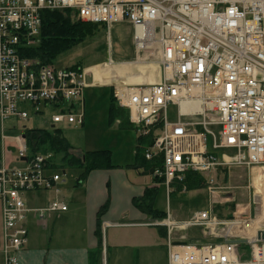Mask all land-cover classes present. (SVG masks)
<instances>
[{"label": "built area", "instance_id": "1", "mask_svg": "<svg viewBox=\"0 0 264 264\" xmlns=\"http://www.w3.org/2000/svg\"><path fill=\"white\" fill-rule=\"evenodd\" d=\"M47 10L73 11L81 21L103 26L109 36L114 23L129 22L138 54L134 64L161 68L159 83H123L114 87V97L138 137L156 136L145 152L149 161L162 160L152 173L155 183L170 192L187 174L207 175V210L188 220L168 214L147 224L166 230L168 264H245L241 245L232 241L246 239L251 219L218 217L215 207L234 199L218 196L224 190L214 173L264 168V0H0L2 121H26L31 110L41 115L51 107L55 126L84 124L80 107L87 70L41 65L23 56L39 44ZM170 107L177 108L175 122L169 121ZM26 155L20 148V157ZM48 167L47 158L38 155L25 168L0 170L4 264H18L30 212L44 220L48 213L68 210L59 200L46 208L26 206L28 192H58L62 177L49 175ZM193 230L201 231L200 239L193 238ZM260 243L257 236L249 240L254 254Z\"/></svg>", "mask_w": 264, "mask_h": 264}, {"label": "crops", "instance_id": "2", "mask_svg": "<svg viewBox=\"0 0 264 264\" xmlns=\"http://www.w3.org/2000/svg\"><path fill=\"white\" fill-rule=\"evenodd\" d=\"M81 68L88 72L87 83L89 87H111L112 95L115 86L126 83L129 80L128 78H126L127 80L125 78L121 79L118 75H111L112 79L108 82H99L95 80L94 73L91 71L92 67L84 68L81 66ZM140 69L141 76L143 77V82L141 83L156 84L162 80V71L159 66L145 64ZM89 97V95L86 96L85 90L81 104L82 107H80L84 113V124L86 109L89 107ZM111 105L112 103L110 104V111ZM25 108L28 111L31 110L29 106H25ZM121 110H124L127 116H123L124 118H122V114L119 113L117 117L112 119L121 121L125 128L135 129L134 125L130 122L128 112L125 109ZM54 111L56 110L49 107L43 114L37 115L32 113L31 110V116L36 123H39L46 116L47 112L50 113L49 125L45 127H24L20 124L22 120L16 118L5 121L0 120V170L22 169L28 165L29 161L26 159V156L20 157V148L27 150L26 137L23 139L25 131L27 129L59 128L51 120ZM19 126H21V131H19ZM69 127L72 128V126ZM137 145L134 154L135 159L137 157ZM48 166L47 173L53 175L50 171L52 168L57 167L50 166L49 164ZM112 166L109 169L94 170L84 179H81L82 170L78 169L80 171L78 187L69 196H60L61 190L59 184L63 181L56 186L58 192L56 189H51L54 194L47 195L45 191L49 190L24 194L25 203L29 209L46 208L51 202L59 200L67 204L68 210L65 212L48 213L44 220L39 218L34 211L28 214L26 221L29 232L28 241L18 254V264H151L153 250L157 252L159 250L160 252L167 246L166 230L164 228L148 226L147 224L155 219L137 208L134 201L143 198L148 190L155 189L158 191L160 185L164 186L165 184L155 183L152 175L146 172L143 166L136 164V162L125 166L112 163ZM228 169L219 168L214 173L216 183L218 178L222 179L223 182L229 181L231 183L232 176L235 174H232ZM237 169L233 173H242V169L248 170L244 167H238ZM238 175L242 181L240 182L241 186L239 190L236 188L235 195L243 199L242 201L251 202L250 204L252 205L255 195L253 194L254 196L250 197L247 188L253 182L256 174ZM200 177L205 181L207 180V175L205 174H200ZM230 183L223 185L224 187L228 185V187L226 186L227 188L234 189V185L237 182L233 181V183ZM247 183L249 184L248 186ZM183 184L174 182L171 187L172 190L168 194H171L172 191H177V188ZM191 192L196 193L198 196L203 192L206 194L207 204L205 208L195 209L183 218L173 214L170 208H168L167 212L158 210L155 207V202L154 208L158 212L165 213L166 216L170 214L175 220H187L193 213L205 211L209 208V193L206 188L193 189ZM222 207L219 205L215 207L214 211L217 215L219 210H222ZM218 216L222 219H231L228 217L229 214L224 218L220 215ZM191 235H193V238L200 239L201 231L193 230ZM248 245L242 244L239 249L243 262L245 264H264V260H256L251 247L252 261L248 262L244 260L242 250L247 248ZM3 247L4 226L0 202V264L5 263ZM159 258L161 260L160 264H168V256L165 253H159V256L156 258L158 262Z\"/></svg>", "mask_w": 264, "mask_h": 264}, {"label": "rangeland", "instance_id": "3", "mask_svg": "<svg viewBox=\"0 0 264 264\" xmlns=\"http://www.w3.org/2000/svg\"><path fill=\"white\" fill-rule=\"evenodd\" d=\"M133 31L132 25L127 21L114 23L110 28V36L105 28H99L96 30L93 37L86 39L80 45L73 48L69 53L59 58L56 61L55 66L58 68H68L79 64L84 68L96 66L105 67L109 61L112 60L115 63L119 62L117 63L118 66L113 69L112 73H110L112 76L118 75L121 79H131L140 75L142 74L140 71V67L142 65L133 66L135 59L138 57L133 41ZM122 63H127L129 66H121L120 64ZM111 93V87L88 86L86 88V96L89 95L90 97L89 107L86 109L84 126H72L71 128L64 124L59 125L58 127L63 130L64 137L74 147L76 155L80 156L81 153L87 151H109L113 164L125 166L136 162L134 154L136 152L138 132L136 128H125L123 123H121L118 119H112L110 111V104L112 102ZM50 113L52 112L50 111ZM50 113L47 112L46 116L41 119L39 123H36L31 116L27 121H22L20 124L24 127L48 126ZM121 114L122 118L127 116V113L124 110H121ZM168 117L170 122H175L177 120L178 115L176 107H170ZM21 126H19V131H21ZM44 156L47 158L48 164L53 166L51 160L52 156L49 154ZM237 168L238 167H231L228 169V171L230 170L232 174H235L232 176L231 180V183H233V181L237 182L234 185V189H229L230 187L227 188L228 185H226L227 187H224L225 184H229L230 182H223L222 179L217 177V186L224 190L221 191L218 196L221 198L229 197L234 199L231 201L227 198L229 199L227 202L223 203V205H219L223 207L222 210H219L218 215L224 218L229 214L228 217L231 219L239 216H241V218H250L251 223L248 230L249 233L247 234V237H245V240H251V238L257 236L256 232L258 229L264 226V213L262 216L259 211L260 203H264V178L262 179V176L264 175V168L254 167L252 168L253 170L242 169V173H233L234 170H238ZM50 173H57L62 177L63 182L59 184L61 190L60 196H69L74 192L75 188L78 187L77 184L80 174L78 169L66 168L62 164L57 168H52ZM238 174H256L253 182H251V185L248 187L249 189L247 188V192L250 197L255 195L253 197L252 205L250 204L251 202L242 201L243 199L239 198L238 195H235V191L239 190V187L241 186L240 182L242 181ZM256 180L258 185H255ZM202 182V188H206L207 190V182L204 179ZM248 185L249 184L247 183V186ZM45 192L47 195L54 194L53 190ZM206 199V194L204 192L198 196L196 193L191 192L189 187L184 184L179 186L177 191H172L171 194H168L166 185H160L155 198V207L163 212H167L168 208H170L173 214L183 218L195 209L205 208L207 204ZM259 216L263 217L262 220H259ZM189 218H187V220ZM259 247L262 249L264 247V242H261ZM159 253H165V255L168 256V247H164L160 252L159 250L158 252L153 250L151 255V264L161 263L160 258L159 262L156 260ZM242 254L244 260H247L248 262L252 261L250 245L242 250Z\"/></svg>", "mask_w": 264, "mask_h": 264}, {"label": "trees", "instance_id": "4", "mask_svg": "<svg viewBox=\"0 0 264 264\" xmlns=\"http://www.w3.org/2000/svg\"><path fill=\"white\" fill-rule=\"evenodd\" d=\"M104 28L98 24L81 21L77 14L70 10L43 11L42 28L39 36V44L36 47L23 51L26 58L37 60L41 65H54L56 61L80 45L86 39L93 37L96 30ZM81 67L79 64L73 68ZM111 117L114 119L121 113L114 93L112 95ZM27 155L31 161L38 155H51L53 167L64 165L66 168L82 170L81 179L86 178L97 169L112 168V157L109 151L85 152L76 155L73 146L64 137L63 131L57 127L51 129H27L25 131ZM154 132L147 137L137 139L136 164L143 166L145 171L152 175L154 169L162 165L161 159L149 161L145 158V152L155 141ZM142 162V163H141ZM200 174L190 173L186 175L184 185L189 190L202 188L203 182ZM157 190H148L145 196L134 201L137 208L151 215L154 219H164L165 213L158 212L154 208Z\"/></svg>", "mask_w": 264, "mask_h": 264}, {"label": "bare ground", "instance_id": "5", "mask_svg": "<svg viewBox=\"0 0 264 264\" xmlns=\"http://www.w3.org/2000/svg\"><path fill=\"white\" fill-rule=\"evenodd\" d=\"M120 65L121 66H129L127 63H122ZM117 66H118L117 64H112V63L109 62L105 67H103V66L92 67L91 68V71L94 73L95 80H97L99 82L100 81L108 82L109 80L112 79L110 72H112L113 69H115ZM133 66H135V64H133ZM142 78L143 77L140 74V75H137V76L129 79L124 84H136V83H140V82H143V79ZM263 178H264V175L262 176V179ZM255 185H258L257 180L255 181ZM259 211H260V215L262 214V216H263V213H264V203H262V202L260 203ZM262 218L263 217H260L259 216V220H262ZM255 258H256V260H259V261L264 260V247L262 249L256 248Z\"/></svg>", "mask_w": 264, "mask_h": 264}, {"label": "water", "instance_id": "6", "mask_svg": "<svg viewBox=\"0 0 264 264\" xmlns=\"http://www.w3.org/2000/svg\"><path fill=\"white\" fill-rule=\"evenodd\" d=\"M23 139H25V136H23ZM257 240L260 242H264V231H259L257 233ZM232 243H236V244H249L248 240H234L232 241Z\"/></svg>", "mask_w": 264, "mask_h": 264}]
</instances>
